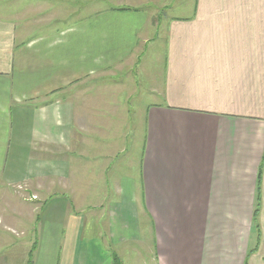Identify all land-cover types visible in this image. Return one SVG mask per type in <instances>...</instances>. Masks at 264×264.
<instances>
[{"label":"crops","instance_id":"obj_1","mask_svg":"<svg viewBox=\"0 0 264 264\" xmlns=\"http://www.w3.org/2000/svg\"><path fill=\"white\" fill-rule=\"evenodd\" d=\"M89 21L17 41L0 19V264H123L139 211L150 264H264V0Z\"/></svg>","mask_w":264,"mask_h":264},{"label":"rangeland","instance_id":"obj_2","mask_svg":"<svg viewBox=\"0 0 264 264\" xmlns=\"http://www.w3.org/2000/svg\"><path fill=\"white\" fill-rule=\"evenodd\" d=\"M112 5L117 6V0H58L51 2L0 0V19L11 20L13 22V24H10L11 30L16 26L18 31H22L17 33V41L19 39L28 40L38 36L37 34H41V32L57 31L65 23L76 25V23L85 21L90 25L89 20L93 19L95 12L108 10ZM64 21L66 22L63 23ZM131 109L136 110L134 106H131ZM140 126L137 115H133L132 126L129 129L131 137H139L142 129ZM141 145L142 140L140 138L137 141H134L133 137L131 138L126 159L129 158L132 161L131 167L128 168L132 173L135 171L139 173V168H135L133 163L135 158L137 164L140 161ZM124 169L127 168L124 167ZM138 224L141 238L137 242L122 246L121 258L123 264L151 263L150 260L154 255L151 223L142 211L138 212Z\"/></svg>","mask_w":264,"mask_h":264},{"label":"trees","instance_id":"obj_3","mask_svg":"<svg viewBox=\"0 0 264 264\" xmlns=\"http://www.w3.org/2000/svg\"><path fill=\"white\" fill-rule=\"evenodd\" d=\"M258 178H260V176H258ZM258 181H259V179H258ZM257 215H258V207H255V209L253 211V221L256 220ZM117 264H120L118 259H117Z\"/></svg>","mask_w":264,"mask_h":264},{"label":"built area","instance_id":"obj_4","mask_svg":"<svg viewBox=\"0 0 264 264\" xmlns=\"http://www.w3.org/2000/svg\"><path fill=\"white\" fill-rule=\"evenodd\" d=\"M32 198H35L34 196H32Z\"/></svg>","mask_w":264,"mask_h":264}]
</instances>
